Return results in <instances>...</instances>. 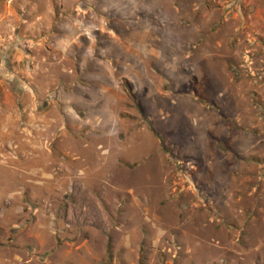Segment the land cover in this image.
Listing matches in <instances>:
<instances>
[{"label":"rangeland","instance_id":"1","mask_svg":"<svg viewBox=\"0 0 264 264\" xmlns=\"http://www.w3.org/2000/svg\"><path fill=\"white\" fill-rule=\"evenodd\" d=\"M0 264H264V0H0Z\"/></svg>","mask_w":264,"mask_h":264}]
</instances>
